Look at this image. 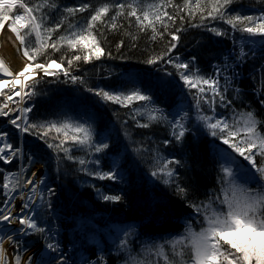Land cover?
<instances>
[{"label":"snow or ice","instance_id":"snow-or-ice-1","mask_svg":"<svg viewBox=\"0 0 264 264\" xmlns=\"http://www.w3.org/2000/svg\"><path fill=\"white\" fill-rule=\"evenodd\" d=\"M237 2L182 0L178 4L176 0H78L75 5L67 6L61 0H0V35L5 34V30L12 34L8 39L23 62L22 68L13 70L0 57V117H7L6 122L20 135L35 136L46 144L58 166L63 153V160L78 164V170L94 180L123 179L115 161L104 171L100 157L85 159L72 154L84 151L92 157L109 149V143L104 140L94 141V129L88 122L71 119L35 122L30 117L33 106L29 102L41 94L42 84L52 82L45 80L46 77L61 82L62 76L63 83L86 86L85 90L100 101L129 109L128 118L136 128L167 124L170 136L177 143H183L190 129V124L186 123L192 119L190 111H184L183 115L177 113L179 118L173 116L169 120L168 114L155 106L151 90L137 80L130 81V88L121 85L106 89L87 86L86 79L73 74L80 70L81 61L89 64L105 57L113 58L105 47L107 35L123 30L122 21H127L129 28L135 26L138 33L150 32L149 41L165 43L160 53L150 54L144 62L148 65L162 62L175 69L183 89L192 98L190 110L195 112L197 130L227 146L219 149L224 165L218 174V189L206 193L202 201L199 198L188 200V190L179 182L175 170L180 160L168 159L159 152L152 156L151 176L164 185H175L176 192L194 213L185 217L182 232L161 238L143 253L133 254L128 251L126 242L121 241V249L128 252L125 264H264V130L261 129L264 120L258 119L254 110H238L233 103L242 93L238 85L234 86V82L243 78L238 69L256 46L261 49V60H264V7L259 15L230 11V6ZM260 4L264 5V0H260ZM84 13L88 15H80ZM177 20L179 27H176ZM213 22L226 25L231 31L220 26L209 27ZM185 24L202 28L216 37H229L232 32H238L240 37L231 36V39L234 48L237 40L242 41V46L232 56L225 57L223 65H213L211 73H203L195 66V56L184 60L172 55ZM125 35L132 41L138 38L130 32ZM165 37L170 39L165 40ZM245 45L252 47L246 50ZM122 46L123 40L116 44L117 52ZM55 53H61L58 59L53 58ZM229 59H234V64L228 63ZM249 78L254 85L252 91L259 99L264 95V63L252 65ZM230 89L233 90L231 98L227 95ZM260 104L264 106V100H260ZM125 136L131 139L126 128ZM162 143L167 146L169 140ZM214 148L219 146L214 145ZM231 153L242 157L246 165H236L234 169L231 165L235 161L228 159ZM0 161L3 165L17 162L16 171L0 166V264H21L23 246L2 226L18 224L20 227L16 231L20 235H44L46 230L39 222L34 197L39 195L42 201L43 192L49 195L55 192L47 187L44 177L38 178L34 171L27 174L38 161L32 154L25 157L6 130H0ZM95 192L105 202L121 200L120 195H107L100 187H95ZM18 198L22 202L19 211L15 208ZM5 241L15 249L10 262L3 247ZM47 248L58 251L52 242L47 243ZM24 264H31V257ZM60 264L66 262L60 261Z\"/></svg>","mask_w":264,"mask_h":264},{"label":"trees","instance_id":"trees-1","mask_svg":"<svg viewBox=\"0 0 264 264\" xmlns=\"http://www.w3.org/2000/svg\"><path fill=\"white\" fill-rule=\"evenodd\" d=\"M77 2L78 0H61V3L67 6H73ZM181 2L182 0H176L178 4ZM262 7L264 5L260 4V0H238L229 10L235 9L236 12L254 15V11ZM250 9H253V12ZM80 15L87 16L88 13ZM122 22L123 30L107 35L105 47L112 53L113 58L105 57L89 64L81 61L80 70L73 74L86 79L87 86L106 89L118 88L121 85L130 88L132 86L130 81L137 80L146 89L151 90L155 106L162 108L171 120L180 103L186 96L190 98L191 96L186 90L181 89L182 82L170 65H164L162 62L148 65L144 62L150 54L160 53L166 47L165 43L160 40L151 42L148 39L150 32L138 33L135 26L129 28L127 21ZM179 26L180 22L177 20L176 27ZM212 26H220L231 31L228 26L216 22L209 25ZM125 32L137 34L138 38L132 41ZM179 35L180 42L172 55L184 60L195 56V66L203 73H210L211 64L217 62L233 44L231 36L240 37L241 34L232 32L229 37H216L202 28L189 27L185 24L184 31ZM168 39L170 37H165V40ZM121 40L123 46L117 52L116 44ZM133 43L135 47L132 46ZM60 55L61 53H55L53 58L58 59ZM260 63H264L261 56L250 57L240 68L243 78L234 85H238L242 93L233 103L238 110L245 108L254 110L257 118L264 120V106L260 104V100H264V95L257 99L252 91L254 85L249 78L250 67ZM166 72L170 74L166 75ZM45 80L52 82L42 84L41 94L29 102L33 106L30 117L35 122L66 119L73 122H88L94 129V141L102 139L109 143L110 147L104 153L92 157L84 151H74L72 154L77 158L83 156L85 159L100 157L104 171L112 167L115 161V167L123 177L122 180L116 181L94 180L79 171L78 164L63 160V153L60 154L58 166L56 157L46 144L35 136L27 134L23 136L24 150L46 159L47 187L55 192L54 195L46 196L37 211L39 222L45 228L56 226L63 229L58 234V239L64 249L75 247L77 250L81 247L85 249L89 259H94L98 252V256L102 259L104 257L108 264H125L128 252L121 249V244H117L114 231H109L111 240L100 237L105 233L102 226L114 224L119 227L132 226L136 229L137 233L125 240L128 251H132L133 254L136 251L142 252L140 245L143 240H160L183 229L185 217L193 214L194 210L176 192L175 185H164L151 176L152 156L157 152L168 159L181 161L179 166H175V170L179 182L188 190L189 201L195 198L202 201L206 193L218 189L220 167L211 146V139L214 138L202 130L198 131L193 119L186 121L190 124V129L183 143H177L170 136L167 124H154L149 129L136 128L134 122L128 118L129 109L100 101L85 90L86 86L63 83L62 76L61 82L54 81L52 77H46ZM228 93L231 98L233 91L230 90ZM187 109L190 111L189 106ZM3 120L4 118H1L0 123ZM124 121H127V124H124ZM125 128L131 133V139L125 136ZM261 129L264 130V125H261ZM6 130L14 131L11 127H7ZM164 140H169L167 146L163 145ZM14 144L16 145V141ZM136 149L140 151L137 152ZM0 166L11 170L16 168V161L9 165H3L0 161ZM95 187H100L107 195H120L121 200L105 202L98 198ZM39 235L31 234L26 237V241L38 240ZM92 235H96L100 242L97 252L94 251L93 245L88 243Z\"/></svg>","mask_w":264,"mask_h":264},{"label":"rangeland","instance_id":"rangeland-1","mask_svg":"<svg viewBox=\"0 0 264 264\" xmlns=\"http://www.w3.org/2000/svg\"><path fill=\"white\" fill-rule=\"evenodd\" d=\"M261 12V10H257L254 12V15H259ZM242 46V41L239 40V42L237 41L235 43V48L234 46L232 45V47L227 50L225 52V55L222 57V59L218 62V63H215L214 65H223L224 61H225V57H230L232 56L233 52H238L239 51V48ZM252 47L251 45H245V48L246 50L248 48ZM257 51V52H255ZM255 51L252 52L253 54L255 53V55H259V51H261V49L259 48V46H256L255 48ZM228 63L230 64H234V59H229L228 60ZM213 71V65H212V69H211V72ZM223 83V81H222ZM229 93H227L228 95ZM2 99V98H0ZM15 99H18V98H15ZM193 103V101H191V99L186 96V98L184 99V101L180 104V107H178L175 111H174V116L176 118H179V116H177V113H179L180 115H182V113H184V111H187V107ZM182 107V108H181ZM15 115V113H14ZM190 115L195 117V112L194 110H190ZM3 118V117H0V119ZM7 117H4V120L0 123V130H3L2 128H5L4 126L6 125H10L8 124L6 121H7ZM195 124H196V121H195ZM11 129H14V131L12 130H6L8 131L10 134H11V137H12V140L13 141H16V145L19 146V134L18 132L16 131L15 128H13L11 125H10ZM214 145H218L219 148H214V154L217 158V161H218V164L220 166V169L222 168V166L224 165V161L221 160V153L219 151V149H224L226 148L227 146L226 145H222L219 142H216L214 141L213 142ZM228 152L230 153L231 150L229 149ZM229 160H234L235 161V164L231 165L234 169H235V166L236 165H241V167H243L244 165H246V161H243V158L242 157H239L238 155H236L235 153H231V156L228 157ZM17 169V167H16ZM43 187V186H41ZM40 200H41V197H40ZM42 203V201H41ZM196 227H198V224L195 225ZM56 231V232H55ZM115 233L118 235L117 236V239H118V242L120 243L121 241H124L125 239L130 238L131 236H133V234L135 233L134 229L130 226H126L124 229H121V228H118L115 230ZM32 233L28 234V235H20L18 237L21 245L23 246V253L24 251H26L29 247H31L32 243L36 242V241H26V237H28L29 235H31ZM58 234H59V231H57L56 229H53L52 231H50L49 233L45 232V235L44 237L42 238V241H43V250L41 252V255L38 257L37 259V262L36 264H43L44 262H47L53 258H55V256L57 254H61V256H63L64 258H73L75 259V261H73L75 264H94V260H91V259H87L85 255L82 254L81 250H76V251H73V249L75 247H70L67 248V249H63L61 248V242L59 241L58 239ZM40 242V241H39ZM48 242H52L54 244L57 245L58 247V251H52L51 249H48L47 248V243ZM91 243H93L94 245H96V247L99 249V246L98 245V242H97V239H91L90 240ZM155 243H159V242H155ZM152 244V242H148V241H145L144 244L142 245V252L143 253L145 251V249H147L148 247H150ZM15 251V249L12 248L10 249V255L11 253ZM7 258V257H6ZM8 260V258H7ZM101 264H103V262H101Z\"/></svg>","mask_w":264,"mask_h":264},{"label":"bare ground","instance_id":"bare-ground-1","mask_svg":"<svg viewBox=\"0 0 264 264\" xmlns=\"http://www.w3.org/2000/svg\"><path fill=\"white\" fill-rule=\"evenodd\" d=\"M12 36L11 33L7 32L5 30V34L0 35V57H3L5 59V61L9 64V66L11 67V69L13 70H19L20 68H22L23 66V62L22 59L16 54V50L13 47V44L11 41H9L8 37ZM183 89V86L182 88ZM190 98V97H189ZM191 99V98H190ZM192 119L195 121V117L191 116ZM4 118V117H3ZM169 119V118H168ZM19 134V133H18ZM22 135L19 134V137L21 138ZM21 143V142H20ZM22 145L20 144L18 147L20 148ZM38 158L41 157V155L34 153ZM38 161V163H36L35 165L31 166L29 169V172L27 173L28 175H31V172H36L37 173V177H41L44 173V164L43 162L39 161L38 159H36ZM2 162V161H1ZM3 163V162H2ZM17 164V162H16ZM12 171H16V168L11 169ZM25 192H27V189L24 190ZM35 204L34 207L38 209L41 207V200H40V196H35ZM44 200L46 199V196H44L43 198ZM21 200L18 198L15 201V208L17 211H19L20 206H21ZM62 218H64V216H62ZM73 226V225H72ZM107 226V227H106ZM105 227L102 226L103 231L105 232L107 229L108 231L103 233L102 235H100V237H104L106 238V240H110L111 239V235L109 233L110 230L114 231L118 228L124 229V226H117L114 224H107ZM5 228V230L9 233H12L14 237L18 238L20 236V234L16 231L20 226L18 224H13V225H4L2 226ZM107 228V229H106ZM53 229H56L57 231H59V233H61L63 231L62 228H57L56 226H52V227H46L45 228V232L49 233L50 231H52ZM56 232V231H55ZM45 235V234H44ZM44 235H39V239L38 240H29V241H36L34 243H32L31 247H29L26 251H24L23 253V257L21 260V264H24V261H27L29 259V257H31V264H36L38 257L41 255V252L43 250V241L42 238L44 237ZM92 237L97 239V242H99L98 237L96 235H92ZM40 241V242H39ZM80 243V242H79ZM81 244H79L80 246ZM4 249L7 250V258L8 261H11V255H10V249L12 248V245L10 243H8L7 241L4 242L3 244ZM79 248V247H78ZM86 248V247H84ZM79 250H81L83 255H86L87 253L84 251L85 249H82L81 247L79 248ZM96 259L97 261H99V264H101V262H103V264H108L107 260L103 257V259L101 257H95L94 259V264L96 263ZM51 261V264H60V261H65L66 264H75L73 261H75V259L71 258H64L63 256H61V254H57L55 256V258L49 260ZM49 261L44 262L43 264H49Z\"/></svg>","mask_w":264,"mask_h":264}]
</instances>
